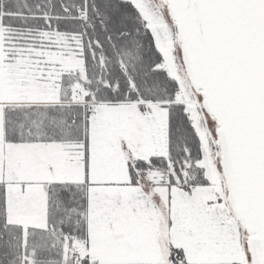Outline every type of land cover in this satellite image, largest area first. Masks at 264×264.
<instances>
[{
	"label": "snow or ice",
	"instance_id": "6c2138e0",
	"mask_svg": "<svg viewBox=\"0 0 264 264\" xmlns=\"http://www.w3.org/2000/svg\"><path fill=\"white\" fill-rule=\"evenodd\" d=\"M0 264H264V0H0Z\"/></svg>",
	"mask_w": 264,
	"mask_h": 264
}]
</instances>
